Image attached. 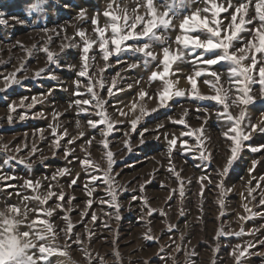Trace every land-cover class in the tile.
Masks as SVG:
<instances>
[{
	"label": "rangeland",
	"instance_id": "obj_1",
	"mask_svg": "<svg viewBox=\"0 0 264 264\" xmlns=\"http://www.w3.org/2000/svg\"><path fill=\"white\" fill-rule=\"evenodd\" d=\"M30 2L31 0H0V19L5 21L0 24V88L4 87L3 76L12 73L21 65L24 66L16 75L21 84L12 85L5 92H0V161L8 157L14 158L10 166L3 168L0 175L20 178L8 181L0 179V218L11 216V205L20 207L22 212L25 204L29 209L56 207L55 198L50 199L47 205H39L35 200L22 199V196L36 194L32 190L20 188L25 179H31L40 181L43 185L39 189L41 194L47 192L49 185L53 191L65 193L64 208L70 209L67 214L75 226L74 232L81 237L83 249L90 254L92 264H100V258L103 264H236L232 255L236 245L264 240V205L260 204V200L264 199V181L259 179L264 177V151L254 153L247 150L248 144L264 145V133L254 132L252 138L245 142L244 151L226 176L221 178L217 174L218 170L223 171L230 155V145L222 135V132L227 130V122L217 119L218 107L212 106L214 102L190 98L191 86L186 77L193 73L194 65L191 63L192 57L187 54L186 62H177L181 70L179 75L170 74L168 79L175 83L176 89L185 90L188 95L174 98L169 102L170 107L167 109L152 111L157 108L156 93L162 89L163 84L161 81H155L149 85L148 76L151 71L162 70V66L158 68L157 65L162 59L163 47H170L173 51L177 49L174 41L180 34L178 28L180 21L197 8L205 7L202 0L200 2L184 0V4L176 8L177 14L172 17L175 27L168 30L157 29V34L165 40L163 43L151 44L150 50L157 56V60H149L148 69L144 68V57L139 53L124 52L119 58L114 55L108 62L110 67L103 73L105 89L96 88L97 94L108 101L105 105L107 113L119 129L107 137L109 150L114 154L116 161L113 165L116 186L118 188L123 186L125 189L119 195L118 220L113 214V209L100 203L101 199H107L102 184L97 186L92 207L85 206L89 197L82 189L88 175L80 166L79 159L87 156L101 169H106V149L102 144L105 138L99 131L93 132L88 127L87 117L83 115L78 117L77 109L69 107V103L74 99L73 81L77 78L76 73L81 64L82 41L75 33L77 29L84 28L88 30L90 36L92 34L91 24L79 17L80 10L85 9L88 17H91L97 10H105L111 0H47L42 12L27 16ZM154 2L157 9L162 12L164 9L161 0ZM137 4L142 5L143 0H115L113 8L116 14L120 15L127 9V14L131 16ZM139 14H144L142 6L139 8ZM103 23L105 18L101 17V24ZM43 28L56 29L61 34L60 36H55L52 32L46 34L42 31ZM48 35L53 36L48 46L58 55V62L61 65L59 68L54 64H47L46 55L42 51L33 49L31 56L26 52V49L32 48L33 45L42 46ZM65 36L68 39H65ZM245 36L247 37V34ZM61 45L66 47L62 50ZM89 57L92 79L96 80L98 77L95 73L98 68L104 67L105 62L100 58L96 48L90 51ZM92 57L95 59L92 60ZM131 64H138L139 67L129 69ZM67 65H72L73 69L68 70ZM42 68H47L48 72L41 77H35V72ZM175 68L176 65H173V71ZM215 69L220 74V85L224 89H231L230 96L234 99L238 93L234 79L231 81L229 79V67L227 64L223 67L217 65ZM48 74H54L57 79H48ZM113 79L116 80V86L113 88L115 95L109 98L107 88L111 86ZM203 79L198 78L199 94H215L212 86L203 83ZM129 85H132L131 89ZM251 88L254 103L233 106L230 111L234 116H238L243 109L246 112L244 125L251 123L259 128L264 122V97L261 96L259 84H254ZM120 89L122 91H118ZM141 89L147 91L152 98L140 100L137 94ZM81 91H85L83 86ZM33 97L37 98V102L29 108L28 105L33 103ZM84 98L89 97L85 95ZM134 100L138 105L137 110L133 112L126 106L131 105ZM10 104L16 106L15 111H9ZM141 106L145 113L150 114L143 116L136 132H131L128 122L141 115ZM116 108L127 112V117L120 116ZM197 108L201 109L199 113ZM185 111L188 113L186 117ZM54 113L59 115L54 118ZM21 115L25 116V119L21 120ZM198 115L200 119H197ZM9 116L12 118L11 123ZM169 117L171 120L185 118L191 129H201L203 124L202 133L197 132L196 135L201 137L203 146L212 155L210 165L197 158L198 152H184L180 147V140H187L188 144L194 147L195 135L181 137L180 133L189 129L183 125L173 124ZM160 124L163 127L156 131ZM53 127H56L57 133H63L67 129L71 137H79L83 132L85 139L88 137L94 139L91 145L85 144V140L79 138L74 144L69 145L68 137H65L61 141V146L56 148ZM144 129L148 131L144 133V143H141L140 132ZM125 133H128V136H125ZM165 133L169 139L173 135L180 138L171 155L168 152V143L164 139ZM125 140L129 142L128 146L125 145ZM67 148L75 149L73 156L68 158L72 160L71 163L64 156ZM18 160H24L25 164H18L16 162ZM254 160H258L259 164L250 172ZM169 161L184 181L183 197L179 195L176 177L168 171ZM65 167L70 169V174L57 176L53 180V174ZM205 174L211 178L212 183L205 182L201 194L198 181ZM77 175L79 176L77 184L69 187L70 181ZM221 179L224 189H227L226 192L217 187ZM258 183L261 185L259 188ZM8 184L16 187H6ZM141 185L144 186L143 191ZM173 189H176L175 194L172 193ZM253 189L250 195L249 192ZM17 191L22 195L15 194ZM133 196L137 199L133 200ZM69 197H75L71 204L67 202ZM141 198L146 199L148 205L156 210L152 215H148L142 206ZM221 200L224 202L223 208L220 207ZM161 211L164 213L163 216L160 214ZM222 211L224 215L221 216ZM84 212L87 215L81 217V213ZM93 213L97 216L95 222L91 219ZM252 213L256 215L251 219H241L249 217ZM63 215L65 212L56 209L51 217H46L55 229V239L49 238L46 243L64 252L63 255L49 257L48 264H89L85 251L75 244H68L62 231L65 227L61 219ZM27 216L28 221H25L23 216L15 217L17 223L21 225L18 228L20 233L29 230L25 225L33 219L34 213L30 210ZM241 227L246 232L257 230L256 234L216 238L221 228L226 233H235L239 232ZM146 235L153 239H146ZM21 239H24L23 236ZM32 242L36 243L35 237L32 238ZM251 251L253 254L244 259V264H264V247L257 245Z\"/></svg>",
	"mask_w": 264,
	"mask_h": 264
},
{
	"label": "snow or ice",
	"instance_id": "obj_2",
	"mask_svg": "<svg viewBox=\"0 0 264 264\" xmlns=\"http://www.w3.org/2000/svg\"><path fill=\"white\" fill-rule=\"evenodd\" d=\"M47 0H31L29 3V8L26 12L27 16H32L36 13H40L43 10L44 5ZM200 2V0H197ZM205 7L197 8L195 11L188 15H185L179 23V33L175 37V43L177 44V49L173 51L170 47L162 48V59L158 61L157 67L162 66V70H154L150 72L148 76V83L151 85L155 81H161L163 87L156 93V98L158 99L157 108L153 109V112L158 111L160 108H169V102L174 98L185 97L188 93L185 90L176 89L175 83L168 79L170 74L179 75L180 68L177 62H186L187 56H191V63L194 65V71L191 75L186 77L189 85L191 86V99L199 101H211L214 102L215 107H218L216 113L218 120H224L227 122V130L222 132L223 137L226 142L229 143V152L227 163L223 168V171L218 170V175L223 178L230 171L234 162L239 159L240 154L245 149V142L252 138L254 132L264 133V122L261 126L257 128L256 125L251 123L244 125L246 120V112L242 109L238 116H234L230 109L233 106L239 107L240 105H249L254 103V97L251 95L252 88L254 84H259L261 96L264 97V0H202ZM115 0H111L108 7L103 10H97L95 14L88 17L87 11L81 9L79 17L82 20L90 23L92 28V35L88 34V30L84 28L77 29L75 36H78L82 41L81 49V64L79 71L76 73V79L73 81V97L74 99L69 103V107H75L77 109V116L87 117V125L93 131H99L100 134L105 138L102 141L105 152V158L107 160V168L101 169L96 165L89 157L84 159H79L80 166L84 169L85 173L88 175V179L85 181L82 191L89 197L86 201V207L91 208L93 205V196L96 192L97 186L102 184L105 188V193L107 199H101L100 203L106 205L107 207L113 209V214L116 219H120V203L119 195L121 194L123 186L117 187L115 183V178L113 176V165L115 164L114 154L109 150V141L107 137L111 136L115 131H118L116 122L111 119L107 113L105 105L108 103L100 97L96 88L101 90L105 89V79L103 73L110 67L108 63L112 56L117 58L124 52H130L132 54H141L144 57L143 65L145 69L149 67V60H157V56L150 50L151 44L154 42L163 43L165 38L157 34V29L163 28L168 30L174 28L172 22V17L176 13V8L184 4V0H161V6L163 11L157 9L154 0H143V4H137L136 8L133 9V14L129 16L127 14V9L123 10V14H116L113 4ZM143 7L144 14H139V8ZM118 7V5H117ZM101 17L105 18V23L101 24ZM23 23L22 21H18ZM5 23L4 20L0 19V24ZM43 32L46 34L52 32L55 36H60L61 32L56 29L43 28ZM63 31V29L61 30ZM247 34V37L245 36ZM53 36L48 35L42 46L33 45L32 48L26 49L28 56L32 55L33 49L36 51H42L46 55L47 64H54L56 67H61L58 62V55L50 50L49 44L52 42ZM65 39L68 37L65 36ZM19 44V42H17ZM239 45V47H237ZM21 47H23L21 45ZM66 47L61 45V49ZM93 48L98 50L100 58L105 62L103 68H98L95 75L98 77L96 80L92 79L93 73L90 71L89 65V53ZM187 54V56H186ZM92 60L95 57L91 58ZM227 64L230 71L228 73L230 81L234 79L236 86L237 95L233 99L230 96L231 89H224L220 85V74L215 69V66H224ZM173 65H176L175 71H173ZM23 65L17 68L12 73L3 76L4 87L0 88V92H5L12 85H20L21 81L16 79V75L23 69ZM139 67L138 64L129 65V69H134ZM68 70H72V65H67ZM47 68L39 69L35 72V77H41L42 74L47 73ZM203 77V83L210 84L215 94L213 95H202L199 94L197 90L198 78ZM209 77L211 79H209ZM48 79L56 80L57 77L54 74H48ZM140 81H137L139 83ZM178 82V81H177ZM84 87L85 91H81V87ZM116 86V80L113 79L110 87L107 88V95L109 98L115 95L113 88ZM129 89L132 85L128 86ZM66 91V89H63ZM122 91V89L118 90ZM51 94V90L49 91ZM87 95L89 98H84ZM138 97L140 100L145 98L151 99L147 91L141 89L138 92ZM26 99V98H23ZM23 99L21 103H23ZM33 103L28 105L29 108L33 107L37 102V98L33 97ZM137 101H133L131 105L126 107L130 111L137 110ZM16 106L14 104L9 105V111H15ZM118 114L122 117H127L128 113L123 111L121 108H116ZM201 111L197 108V112ZM141 115L137 116L135 119H131L128 123L131 132H136L141 119L145 115L150 113H145L144 108L140 107ZM205 117L204 123L207 122V108L204 109ZM42 115V113H41ZM58 113H54V118L58 116ZM185 117L188 115L185 111ZM95 117V118H93ZM20 119H25V116L21 115ZM200 119V116H197ZM11 116H9V122L11 123ZM169 120L171 118L169 117ZM173 124L183 125L184 128L189 129L188 131H182L180 133L181 137H193L195 135V146H190L187 140H180V147L184 152H198L197 157L207 164H211L212 155L203 146L201 137L196 135L197 132L202 133L203 124L201 129H191L185 118H180L178 120H171ZM77 127H79V121L77 122ZM163 125L157 126L156 131H159ZM247 129V131H246ZM148 129H144L140 132L141 143H144V133ZM52 134L54 137V145L56 148L61 146V141L68 137L67 143L69 145L74 144L79 139H84L85 144L91 145L94 137H88L85 139V134L81 132L79 137L69 136L67 129L63 133H57L56 127H53ZM128 136V133H125ZM159 138V137H157ZM164 139L168 143V152L171 155L173 149L177 146L178 137L175 135L171 139L168 138V134L165 133ZM128 141L125 140V145L128 146ZM7 146H5L6 148ZM83 150V148H82ZM247 150L251 152L264 151V145L254 146L251 144L247 145ZM35 151V149H33ZM75 149L67 148L64 151V156L66 159L73 156ZM129 151L131 149L129 148ZM14 158L8 157L3 161H0V172H2L5 166H10V162ZM18 164H25L24 160L16 161ZM71 163L72 160L68 159ZM259 164L258 160L252 162V168L249 171H253L256 165ZM29 168L31 165H27ZM168 171L171 172L177 179L179 183V195L184 196V181L181 179L178 173H176L175 167L171 165L169 161ZM70 169L67 167L58 169L56 173L53 174L52 179L55 180L57 176L69 175ZM0 179L4 181L20 179L16 176H6L0 175ZM264 181V177L259 178ZM79 176L74 177L70 183L69 187L77 184ZM200 191L203 194L204 184L212 183L211 178L205 174L199 178ZM261 185L258 183L257 188ZM6 187L15 188V185L8 184ZM43 187L40 181H33L31 179H25L24 183L20 185V188L32 190L35 195L32 196H22L24 201L35 200L39 205H47L50 199L55 198L56 207H38L34 209H29L28 205H24L23 212L20 207L16 205L10 206L11 216L0 218V264H48L49 257L60 254L63 255L64 252L60 249L53 247L52 245L46 243V241L51 238L55 239V229L52 223L46 219V217H51L56 209L65 212V215L61 219L65 223V227L62 229L64 232L68 244H75L81 250L85 251L86 257L89 259V264H92L91 256L83 249V241L81 237L74 232L75 226L73 225L70 216L64 208L65 193L63 191L57 193L52 190V186H48L46 193H39V189ZM217 187L222 189V192H226L224 189L223 180L217 184ZM144 186L141 185V191H143ZM254 191L250 190L249 194ZM172 193H176V189L172 190ZM17 195H22L19 191L15 192ZM171 196L169 197V199ZM254 198V197H253ZM75 197L68 198V204H71ZM133 200L137 197L133 196ZM142 199V206L147 210L148 215H152L155 209H152L148 205L146 199ZM223 200L220 201V207L223 208ZM260 204L264 205V199L260 200ZM34 213V217L25 226L29 229L20 233L18 228L21 226L17 223L15 217L23 216L25 221H28L27 213L29 211ZM250 211V210H249ZM162 216L164 213L161 211ZM182 214V213H181ZM87 215L86 212L81 213V217ZM224 215L223 211L221 216ZM256 213H252L249 217H241V219H251ZM93 222L97 220L95 213L91 215ZM171 226H169V231H171ZM257 230H252L251 232H246L243 227H241L239 232L226 233L221 228L217 232L216 238L219 239L222 236L233 235L235 237H241L244 235L256 234ZM23 236V240L21 239ZM35 237L36 243L32 242V238ZM73 237H75L73 239ZM148 240L153 239L151 236L146 235ZM259 245L264 247V240L260 241H249L244 245H236L233 248L232 255L235 259L236 264H244V259L250 257L253 253L251 249H254ZM163 251V250H162ZM100 264H103L102 258H100Z\"/></svg>",
	"mask_w": 264,
	"mask_h": 264
},
{
	"label": "bare ground",
	"instance_id": "obj_3",
	"mask_svg": "<svg viewBox=\"0 0 264 264\" xmlns=\"http://www.w3.org/2000/svg\"><path fill=\"white\" fill-rule=\"evenodd\" d=\"M92 35V34H91ZM178 88V87H177Z\"/></svg>",
	"mask_w": 264,
	"mask_h": 264
}]
</instances>
